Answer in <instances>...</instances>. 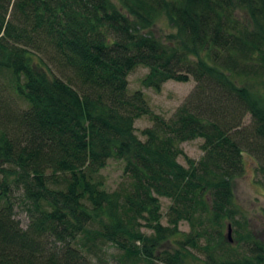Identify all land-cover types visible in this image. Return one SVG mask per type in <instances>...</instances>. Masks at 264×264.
Wrapping results in <instances>:
<instances>
[{
	"label": "trees",
	"instance_id": "trees-1",
	"mask_svg": "<svg viewBox=\"0 0 264 264\" xmlns=\"http://www.w3.org/2000/svg\"><path fill=\"white\" fill-rule=\"evenodd\" d=\"M137 66L157 92L194 82L171 117L129 92ZM244 152L264 173V0H0V264H264L233 193Z\"/></svg>",
	"mask_w": 264,
	"mask_h": 264
},
{
	"label": "rangeland",
	"instance_id": "rangeland-1",
	"mask_svg": "<svg viewBox=\"0 0 264 264\" xmlns=\"http://www.w3.org/2000/svg\"><path fill=\"white\" fill-rule=\"evenodd\" d=\"M173 31L174 29L170 27L164 18L158 20L157 24L152 29L154 35L161 38H165L168 33ZM147 73L148 69L143 66H137L129 73L127 77L129 92L132 93L137 90L142 91L147 103L154 113L160 114L165 118L171 117L177 107L193 90L194 82L192 80L186 83L167 81L162 85L160 91L157 92L151 88H145L141 85V80ZM248 121L247 117L244 123L247 124ZM134 126L137 136L143 140L141 131L146 127H150L151 122L147 117H141L135 121ZM202 143L203 140L198 138L184 142L180 145V147L186 157L197 161L203 155V151L201 150ZM185 156H180L178 158V162L186 167L187 163L184 158ZM243 160L245 166L244 174L233 180L235 202L241 210L243 217L246 219L248 230L253 233L256 239L264 242V173L260 171V163L255 157L244 152ZM102 174L105 176L108 187L114 189L122 180V164L120 162L110 160L107 167L102 170ZM160 203L162 215L161 223L166 226V213L168 212V207L171 202L166 198H160ZM15 211L16 219L21 223V225L25 226L27 219L25 214L22 212L23 210L16 208ZM228 225L231 227L230 237L232 239L231 242H229V245L236 248L237 242L234 240V231L236 229L228 221L223 229L224 236L228 239ZM179 230L188 233V224L186 222H181ZM164 245V248H167L168 250L173 251L175 249V247L172 246V243H165ZM109 251L114 252L113 249H110ZM193 253L198 257L197 260L193 261V264H203V256L195 250H193ZM107 264H115V262L109 261Z\"/></svg>",
	"mask_w": 264,
	"mask_h": 264
},
{
	"label": "water",
	"instance_id": "water-1",
	"mask_svg": "<svg viewBox=\"0 0 264 264\" xmlns=\"http://www.w3.org/2000/svg\"><path fill=\"white\" fill-rule=\"evenodd\" d=\"M230 231H231V227L230 225H228V240L231 242V237H230Z\"/></svg>",
	"mask_w": 264,
	"mask_h": 264
}]
</instances>
